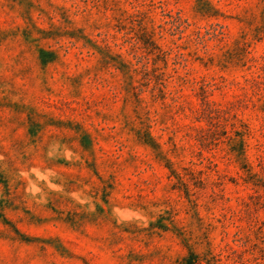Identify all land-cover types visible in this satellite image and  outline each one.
I'll return each instance as SVG.
<instances>
[{"label":"rangeland","instance_id":"374dc122","mask_svg":"<svg viewBox=\"0 0 264 264\" xmlns=\"http://www.w3.org/2000/svg\"><path fill=\"white\" fill-rule=\"evenodd\" d=\"M0 264H264V0H0Z\"/></svg>","mask_w":264,"mask_h":264}]
</instances>
